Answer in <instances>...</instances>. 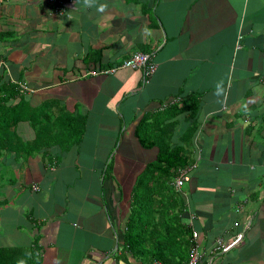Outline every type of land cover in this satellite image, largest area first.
Listing matches in <instances>:
<instances>
[{"label":"crops","instance_id":"1","mask_svg":"<svg viewBox=\"0 0 264 264\" xmlns=\"http://www.w3.org/2000/svg\"><path fill=\"white\" fill-rule=\"evenodd\" d=\"M135 51L155 64L146 83L118 66ZM0 74L31 107L84 117L66 149L0 153V264L14 247L38 264H142L123 232L157 153L145 142L165 132L188 158L173 189L201 264H264V0H0Z\"/></svg>","mask_w":264,"mask_h":264},{"label":"trees","instance_id":"2","mask_svg":"<svg viewBox=\"0 0 264 264\" xmlns=\"http://www.w3.org/2000/svg\"><path fill=\"white\" fill-rule=\"evenodd\" d=\"M23 92L19 83L3 79L0 74V153L25 156L51 145L63 150L79 140L83 116L63 109L51 117L44 112L47 102L33 108L24 99ZM19 121L28 122L33 138L19 137L16 132ZM144 122L141 119L135 129L141 143L145 142L140 134ZM161 135L145 142L148 146L156 145L157 153L135 179L123 245L132 255L140 257L142 264H186L192 243L191 230L181 221L184 205L173 189V179L186 167L188 158L181 154L180 146L170 145L166 132ZM14 264H38V256L34 249L14 247Z\"/></svg>","mask_w":264,"mask_h":264},{"label":"built area","instance_id":"3","mask_svg":"<svg viewBox=\"0 0 264 264\" xmlns=\"http://www.w3.org/2000/svg\"><path fill=\"white\" fill-rule=\"evenodd\" d=\"M118 66L140 69L142 83H146L148 81V79L150 78V75L153 73V71L155 69V64L151 59V55L149 53L141 52V51L133 52L127 58L123 59ZM118 66H115L112 68H107V69L98 68V67L90 68V69H87V71L85 73L88 75H90V74L95 75V74H99V73H111ZM262 80H263V84H264V78ZM19 88L21 91H23L24 88H26V87L23 84H19ZM187 171H188V167H184V168L180 169L179 173L174 177L173 185L175 188L180 187L182 182L187 179V175H188ZM195 235H196V233L194 231H191V242L192 243H191L189 250H188V260H187L186 264H201L202 259H203L202 254L199 251V248H198L199 246H198V242L195 239ZM239 238H240V234H238L228 244H223L220 239H217L215 241L214 249L224 251L229 246H231L233 243L238 241Z\"/></svg>","mask_w":264,"mask_h":264},{"label":"clouds","instance_id":"4","mask_svg":"<svg viewBox=\"0 0 264 264\" xmlns=\"http://www.w3.org/2000/svg\"><path fill=\"white\" fill-rule=\"evenodd\" d=\"M91 2V0H84V3L87 5ZM100 11H103V6L100 7Z\"/></svg>","mask_w":264,"mask_h":264}]
</instances>
